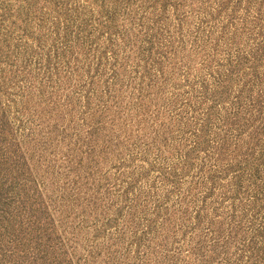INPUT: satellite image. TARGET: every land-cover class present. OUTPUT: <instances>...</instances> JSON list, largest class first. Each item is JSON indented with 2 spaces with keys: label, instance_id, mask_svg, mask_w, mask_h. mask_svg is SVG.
<instances>
[{
  "label": "rangeland",
  "instance_id": "374dc122",
  "mask_svg": "<svg viewBox=\"0 0 264 264\" xmlns=\"http://www.w3.org/2000/svg\"><path fill=\"white\" fill-rule=\"evenodd\" d=\"M0 264H264V0H0Z\"/></svg>",
  "mask_w": 264,
  "mask_h": 264
}]
</instances>
